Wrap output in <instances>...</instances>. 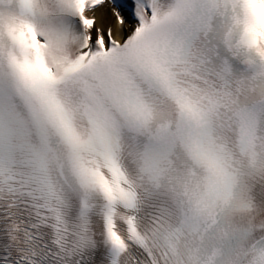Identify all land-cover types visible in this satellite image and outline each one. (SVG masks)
Masks as SVG:
<instances>
[{"label": "snow or ice", "instance_id": "obj_1", "mask_svg": "<svg viewBox=\"0 0 264 264\" xmlns=\"http://www.w3.org/2000/svg\"><path fill=\"white\" fill-rule=\"evenodd\" d=\"M0 264H264V0H0Z\"/></svg>", "mask_w": 264, "mask_h": 264}]
</instances>
